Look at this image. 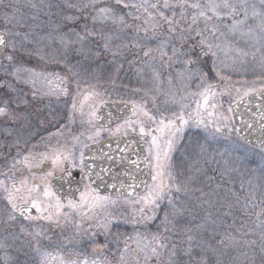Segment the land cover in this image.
<instances>
[{"label":"snow or ice","instance_id":"snow-or-ice-1","mask_svg":"<svg viewBox=\"0 0 264 264\" xmlns=\"http://www.w3.org/2000/svg\"><path fill=\"white\" fill-rule=\"evenodd\" d=\"M113 2L118 7L101 3V0H80L79 3L67 0L66 7L77 13H82L84 23L81 25L82 31H75L69 28L67 37L62 36L60 43L65 48L78 44L79 48L75 49V51L78 54L87 56L91 49L85 47L86 43L89 41V38L99 36L103 40L104 51H110L113 57L122 55L126 49L135 48L143 51V56L146 58L145 64L156 60L157 55H154L156 53L162 66L169 67L173 62H181L185 65L194 63L192 59L183 60L182 58L187 56L188 53L180 50L188 40L194 37L199 38L198 45H194V47L199 46L203 55L211 54L216 56L218 49L222 50L226 48L232 50L229 44V36L236 35L237 33L241 36L255 39L264 47V0H259V7L256 3H248V0H206L205 3H201L200 0H152V2L150 0H140L139 3L132 2V0H113ZM0 5H3L6 9L3 15L6 24L20 23L16 21L17 10L14 6L4 4V0H0ZM47 6L49 8L53 7L51 4ZM119 6L128 9V11H120ZM32 7L35 8L36 5L33 4ZM89 9L91 10L90 12L88 11ZM176 9H179V13H177ZM189 9L192 10L191 13H189ZM241 13L243 14V18L238 19L237 17ZM63 19L65 22L74 23L79 21L81 16L66 15ZM129 20L140 21V23H129ZM225 20H231V23L225 24ZM249 20L257 22L255 29L248 24ZM89 21H91L92 25H105L110 22L119 29L120 33H126L127 30L132 29L134 35L124 40L119 33H104L102 29L98 32L95 27L90 28L88 26ZM201 25L203 26L201 27ZM246 25L247 27L245 28ZM222 28H227L228 31H222ZM149 31H151V36H149ZM141 32H143V37L140 36ZM19 35V32H13L8 28L0 30V55L4 54V50L8 48H11L13 51L16 50L15 40L7 39L6 37ZM68 37H74V39ZM157 37H160V39L156 40L157 46L155 48L149 47L147 41L154 40ZM24 39H28L27 34H25ZM173 39L178 42L179 47L177 44L172 43ZM116 40H121L122 42L114 44L113 41ZM169 49L171 54H169ZM234 50L241 57H246L249 54L239 48ZM260 50L257 49V51ZM95 55L98 56L99 53L97 52ZM253 56L255 58L254 54ZM4 59L8 61L7 65H3L5 75H11L18 83L31 85L33 88V98L41 91L37 89L38 83L46 89V91H43V95H54L57 98L60 96L71 97V107L68 114L69 123H74L77 116H79L82 124L87 123L90 126L89 132L86 135L88 141L98 144L101 133L107 131L110 137L117 138V149L120 153L124 154L127 153L131 144L136 143L135 140L129 141V137L131 135H138L144 145L143 154L141 155L139 151H135L134 155L136 158L133 159L124 155L122 159H126L135 171L143 172L144 169H148L147 175L150 177V180L140 179L137 181V177L132 171H126L124 175L128 177L130 183H120L119 188L123 189V191L119 192L116 200L107 195H100L97 188L92 187V185L95 184L96 180L104 182L102 174L107 172L108 169L101 168L100 171L94 173L92 170L93 166L86 165L87 157L84 149L89 148V145L81 141L80 137L85 136V133L81 132L79 136H73L75 142L73 147L80 145L78 162L74 151L56 150L51 156L48 153H40L38 160L29 153L24 155L22 161L14 160L11 164V169H16L17 164L23 163L31 170L32 167H40L45 160H51L53 169L59 168L61 172H66L69 176H71L70 169L63 167L65 161L71 164L73 168L79 167L82 173L81 179L88 181L84 185L83 191L77 189L79 191V200L69 197L65 203L53 191L48 180L53 175L52 171L47 172L41 177H36L33 174L32 179H39L41 183H33L30 186L27 177L21 179L20 187H17L14 180L10 186L5 180H0V190L7 193L6 199L11 207L12 214L9 216V220H15V213L19 211L20 215L26 219H43L57 225H59L61 218L65 222H71V217L74 215L79 216L81 220L86 219L91 221L99 215L97 210L104 212L109 206H114L118 200L124 199L126 204L132 206L131 222L133 224H144L157 219L161 202L167 200L168 205L172 208V219L169 218V213L165 211L160 221L162 231L158 229L156 233H153L151 241L143 247L140 246L139 242L140 234H136L139 251L146 252L147 250V252H150V255H145V260L147 261L152 257H156L159 264V250L169 248L168 241L172 235L183 233L185 236L184 242L187 246L182 250V253L189 257L186 264H224L219 255H216L217 249L209 241L198 238L195 234L196 231L205 227L204 224L186 225L179 232L176 230L175 217L178 213L172 198L173 189L176 192L187 190L180 184L175 183V175L173 174L171 163V154L184 129L190 124L205 128L209 127V125H215L214 131L219 133L222 131L221 122H224L226 125L230 119V117L223 113L215 111L220 106L217 102V97L225 93L214 91V85L207 82L206 74L200 75V83L196 85V91L189 90L186 95L180 97L181 102L179 103L178 110L171 111L168 114L165 111L157 109V112L154 113L148 109L146 100L139 102L134 100L124 101L123 103L126 107L130 104V114L122 121H118L114 128H105L96 124V121L101 119L97 115L98 105L105 103L102 99L94 101L95 97L101 95L100 93L92 91L82 94L79 91V79H70L68 76H62L55 72H37L34 69L17 66L11 54L4 55ZM41 59L43 60L44 57H41ZM260 64L262 70H264V55L260 58ZM119 67H122V65H118L117 71H119ZM69 71H72L71 67H69ZM216 74L219 76V71ZM178 75L181 80L186 76L189 81H192L195 77V73L191 69H186V72L178 73ZM76 76H78V73H73V77ZM221 78L225 80L229 79L228 77ZM256 79L262 81L259 87H256L255 81H253L252 87H247L243 91L240 88L235 89L237 98L233 103L237 106L240 104L246 106L252 102L250 97L255 96L262 101L257 107H264V76H258ZM160 81V73L153 70V88L144 90V96H150L154 107L156 106L157 97L153 93L162 91ZM72 84H75L77 88L75 94L71 92ZM0 88L15 91L12 84L7 80L0 82ZM135 91H141V89H136ZM77 97L82 98L78 101ZM189 99H191V103L183 102ZM89 101L94 102L89 103ZM176 103L175 95L170 96L169 99L164 101L165 105H175ZM193 104L195 107L192 106ZM0 105H2L0 106V116H9L14 119L8 108L9 101L7 99L0 100ZM86 107L89 109L88 111H85ZM209 108L212 110L209 111ZM227 111L230 113L233 111L231 105H229ZM260 119L264 120V111L260 112ZM110 123L111 120H109ZM64 127L66 126H61V128ZM248 127H251V124ZM261 128L264 130V125H261ZM228 131L231 132L233 129L228 128ZM235 131L239 132V129H235ZM62 134L63 132L58 130L57 133L50 135ZM121 140L128 141V143H125L124 147H120ZM108 147L111 149V144ZM262 150H264V146H262ZM105 156L109 160L113 159L108 153H105ZM141 164L144 166L143 169L141 168ZM3 175L8 179H12V176H9L7 172L3 173ZM93 176L95 179H93ZM113 180H115V177H113ZM41 185H43L42 188ZM106 186L113 189L117 188L115 183L107 184ZM141 187L143 188V194L136 191ZM250 197L252 200H255V192H251ZM261 204H264V191H262L261 195ZM252 207L255 208L256 205L253 204ZM32 209H35L41 215L25 216V213H31ZM242 211L248 214L247 204L244 205ZM230 214V212L225 213V215ZM256 215L257 219L260 220L257 226L261 228L260 250L264 253V220L260 219L264 216V207ZM106 216L111 217L112 214L106 213ZM111 222L112 219H105L100 222L98 227L103 228L107 232ZM77 227L79 228V224H77ZM169 233L171 235H168ZM41 235L42 233L37 232L34 236L36 240L34 251L39 257L38 264H110L106 259L102 261L100 259L90 260L87 257L80 258L78 253L74 258L71 252L65 256L60 251H48L37 238ZM92 235L95 236L96 233ZM234 242V237L226 233L223 238L217 241V244L227 248ZM243 243L245 245H256L257 241L245 240ZM99 247L103 250L107 248V243ZM197 248L200 250L199 256L193 254L194 249ZM127 252L128 246L127 242H125V248L120 253V264H127L125 257V253ZM208 253H212L215 259L210 258ZM241 255L245 256L243 264H254V260H248L246 253H241ZM176 256L177 244L173 243L169 252L168 264H179V261L175 259ZM137 264H139V261H137ZM232 264H236V258H233ZM261 264H264V256L261 257Z\"/></svg>","mask_w":264,"mask_h":264},{"label":"rangeland","instance_id":"rangeland-1","mask_svg":"<svg viewBox=\"0 0 264 264\" xmlns=\"http://www.w3.org/2000/svg\"><path fill=\"white\" fill-rule=\"evenodd\" d=\"M248 3H256L259 7V0H248ZM239 17V19L243 18V14L241 13ZM16 21H19L20 23L19 25L14 24L16 29L12 31L19 32L18 27L20 30H24L19 32V36L6 38H15L16 48H19V50L15 52H12L13 50H11L8 53V50L11 49L8 48L4 55H13L14 63L17 66L34 69L37 72H55L62 76H68L70 79H79V91L82 94L92 91L101 94L100 96L95 97L94 101L102 99L105 103L111 101L124 102V100L112 98L111 88L107 85V82L100 78V74L94 75L90 73L84 76V74L78 70L77 65L71 63V59L53 58L42 60L41 57L43 56L41 55V52L37 51V48L41 46L39 44H44L46 46L47 44L39 41L40 39H38L31 31L32 28L27 29L23 27V25L21 26L23 21L20 20V16L16 17ZM3 22L5 24V21ZM256 23L257 22L252 20H249L248 22V24L254 29ZM202 26L203 25H201V27ZM246 27L247 25L245 28ZM223 31L227 32L228 29L224 28ZM25 34L28 35L27 40L24 39ZM69 38L74 39V37ZM229 44L231 45L232 50L226 48L222 50L218 49L216 51V56L212 55L211 59V70L215 73L219 86L213 82L211 83L206 76L208 83L215 84L214 91L225 93L224 95L217 97V102L220 106L215 111L230 117L229 121L226 125L224 122H221L222 131L219 133L214 131L215 125H209V127L205 128L203 126L190 124L184 129L183 134L176 142L175 148L171 154L172 171L175 175V183L180 184L183 188L187 189L186 191L181 192H176L175 189H173V204H175L178 213L175 220L176 224L179 225V219H181L184 212L188 210L186 218H188L187 223L190 224V220L193 219L195 215H199L196 214L198 212L197 209L203 208L201 210H204V208L208 207L209 209L214 210L213 213L215 214L216 219L218 218L214 222V225L215 223H220V226L222 225V227L228 230H234L236 233L240 231L246 232L247 234H250V240L257 241L260 240L261 228L257 226L259 225L260 220L257 219L256 213L264 207V204H261V195L262 191H264V153L247 147L239 140L233 127L230 112H228L227 109L237 98V93L235 91L236 88H240L241 91H243L247 87H252L253 81H255L256 87L260 86L262 81L257 80L256 78L258 76H264V70H262L260 64V58L264 55V47H262V44L258 43L255 39L241 36L238 33L229 36ZM47 47L63 48V50L71 48H65L60 42L53 47L49 45ZM236 48L249 54L246 57H241L234 50ZM181 49L184 51L185 46ZM257 49L261 50L257 51ZM184 52H187L188 56L192 54L190 49ZM16 53L19 54V56H17ZM253 54L255 55V58ZM200 59L199 56H196L195 61H199L200 63ZM158 60L159 58L157 57L156 63L155 60L149 63L150 69L148 73L151 78L149 89L153 88V70L157 71L159 64L161 63L160 60L158 63ZM2 61L0 68V82L7 80L15 89V91H11L7 88H2V91L0 92V100L7 99L9 101L8 108L10 112L13 108H24V106H31L32 111L40 106L44 108H63L65 106L70 109L71 97L60 96L57 98L54 95H43L42 93L43 91H46V89L39 83L37 84V89H40L41 91L35 98H33L32 86L18 83L11 75L6 76L3 65H7L8 61L4 59V56ZM143 62L139 64H142ZM69 67L72 68L71 72L69 71ZM142 67L143 66L140 65L141 69ZM186 69H191V65H181V67L177 68L175 74H173V68L171 66H162L161 64L160 71L162 72L160 73V87L162 91L153 93L157 97L156 105L164 104V101L169 99L172 95H175L177 100L175 105L164 104L162 109L158 106L154 107L150 96H148L149 98L147 96H142V98L138 97L141 94L144 95V92L139 94L140 91H136V95H138L137 100L131 99L127 101L134 100L139 102L141 100H146L148 109L154 113L157 112V109L165 111L168 114H170L171 111L178 110L179 103L181 102L180 97L186 95L189 90L196 91V85L200 83V75H198V71L197 74L196 71L194 72L196 75L192 81H189L186 76L181 80L178 73L186 72ZM217 71L220 73L219 76L216 74ZM73 73H78V76L73 77ZM221 77H228L229 79L225 80ZM245 81H247V83H245ZM73 87H75V84L71 85V92L75 94L77 88ZM81 98L82 97H77V100L79 101ZM94 101H89V103H93ZM183 102L191 103V99ZM99 106L100 105H98V107ZM192 106L195 107L194 104ZM88 110L89 109L86 107L85 111ZM211 110L212 109L209 108V111ZM12 116L14 119L16 116L20 117V115L14 114H12ZM37 116L39 115H32L30 113L31 129H33ZM7 118L9 120L8 123H6ZM14 119L9 116H0V133L3 137L7 138L5 136V134H8L7 128L15 123ZM55 120L57 119L52 118V121ZM68 125L72 130L65 134V138L62 139L58 135L60 140L58 144L62 145V147L55 148L52 152L56 150H68L71 148L72 143L74 145L75 142L72 134L76 126L78 129V136L81 132L85 133V136L80 137L81 141L87 144L92 143V141L86 139L90 126L87 123L82 124L79 116L75 118L74 123H68ZM228 128H232L233 131L229 132ZM62 129L60 128L59 130ZM193 133L198 137L195 136L193 139L188 140L186 137ZM107 136H109L108 132L104 131L101 133L99 140ZM68 137L71 141H66ZM17 144H21V140H19ZM74 148L79 153L80 145H76ZM1 155L2 153H0V158H2ZM23 155L24 152L19 155L15 153V155H12L14 158L9 159V161L0 160V173L7 172L9 173V176H12V179H8L4 175H0V180H5L9 186L14 180L17 187H20L21 178L25 177L28 178L29 186L32 185L39 179L33 180L28 172L31 170H41L45 165H48V163H44L45 160L40 167H32L31 170H29V168L23 163L17 164L16 169H11V164L14 160L22 161ZM36 159L38 160L39 157H36ZM59 170V168H56L48 171L57 172ZM21 174H24V176ZM0 192L7 196V193L3 190H0ZM251 192H255V200H252L250 197ZM245 204L248 205V214H245V212L242 211ZM253 204L256 205L255 208L252 207ZM193 209H195L194 211L196 213H194ZM165 211L169 213V218L172 219V208L168 205L167 200L161 202V207L158 210V217L155 221L144 224H133L131 222L132 206L126 204L124 200H118L114 206H109L104 212L97 210L99 215L94 217L91 221L86 219L81 220L79 216L74 215L71 217V222H65L64 219L61 218L59 225L53 222L48 223L49 228L54 233H57V235L50 236V234L47 233V236L43 235L38 237V239L44 238L43 241L40 242L48 251H60L65 256L71 252L74 258L78 253L80 258L87 257L90 260L100 259L102 261L106 259L110 264H120V253L125 248V242H127L128 252L125 253L127 264H137V261H139V264H158L156 257H152L147 261L145 260V255H150V252H147V250L146 252L139 251L136 234H140V246L143 247L147 245L149 241H151L153 233H156L158 229L162 231V228H160V221L163 218ZM228 212L231 214L225 215V213ZM106 213H111L112 216L107 217ZM199 213H201V211H199ZM105 219H112L107 232L103 228L98 227L100 222ZM260 219L264 220V216ZM8 220L9 216H4L3 219L0 215V264H38L39 257L34 251V245L36 243L34 237H31L28 241L26 239L29 243L20 245L15 249L18 250V254H16L17 256H12L13 252L10 251L13 248L10 249L9 247L10 241L7 233V229H9V226L7 225ZM218 220H220L219 223ZM34 221L40 223L33 222L30 224L40 226L43 222H47V220ZM3 222L6 224H3ZM204 222L207 223V220H204ZM77 224H79V228L77 227ZM217 232H219V230H217ZM93 233H96V235L93 236ZM168 235L171 234L169 233ZM234 239L236 238L234 237ZM184 241V234L172 235L171 239L168 241L169 248L159 250V264H168L169 252L171 251L173 243L177 244V256L175 259L180 262V256L184 258L183 254H179L180 250L184 247L182 246L184 245ZM106 243L107 248L101 250L99 246ZM257 244L251 246L252 252L250 251V253L252 256L249 254L251 258L248 260H254V264H261V250L260 245ZM196 253H200L199 249ZM208 256L210 257V253H208ZM240 263L242 262L240 261Z\"/></svg>","mask_w":264,"mask_h":264},{"label":"trees","instance_id":"trees-1","mask_svg":"<svg viewBox=\"0 0 264 264\" xmlns=\"http://www.w3.org/2000/svg\"><path fill=\"white\" fill-rule=\"evenodd\" d=\"M73 3H79L80 0H72ZM132 2L139 3L140 0H132ZM152 2V0H150ZM201 3H205V0H200ZM67 0H4V4H11L15 7L16 11V17L20 16V20H22L23 27L27 29L32 28V32L34 35L37 36L38 39H40V42H43L47 44V46L53 47L54 45L58 44L60 42V37L66 36L69 28L74 29L75 31H82L81 25L84 23L83 20V14L77 13L72 9H69L66 7ZM101 3H106L109 6L112 7H118L114 4L113 0H101ZM35 4L36 7L33 8L32 5ZM53 5V7L49 8L47 5ZM119 10L122 12H127L128 9L122 8V6H119ZM6 9L3 7V5H0V30H3L5 28L10 29L11 31L16 29L14 27V23L4 24L3 15ZM91 11L90 9L88 10ZM133 11H135L133 9ZM177 13H179V9H176ZM191 9H189V13H191ZM11 14V13H10ZM66 15H78L81 16V19L79 21H76L74 23L72 22H65L64 17ZM34 18V19H33ZM240 18L239 16L237 17ZM231 20H225V24H229ZM129 23H135L139 24L140 21H132L129 20ZM17 25V24H16ZM19 25V24H18ZM88 26L90 28L95 27L98 32L103 30L104 33H119L124 40H127L128 37L131 35H134V32L132 29L127 30L126 33H120L119 29L116 26H113L110 22L105 25H92L91 21L88 22ZM18 27V26H17ZM19 32H22V30L19 29ZM224 28H222V31ZM24 32V31H23ZM22 34V33H21ZM166 35V33H165ZM207 35V33H205ZM140 36L143 37V32L140 33ZM149 36H151V31H149ZM69 38V37H68ZM160 39V37H157L154 40L147 41V44L149 47L155 48L157 46L156 40ZM15 40V38H14ZM198 37H194L193 39L188 40L183 46H185L184 51L190 49L191 55L190 56H184L183 60L192 59L193 61L196 60V56H199V61H195L191 64V70L193 72L198 71V75L206 74L210 82L217 84L219 86V82H217V79L215 77V73L211 70V59L212 55H203L201 52V48L198 45ZM121 40L113 41L114 44L121 43ZM142 42H144L142 40ZM172 43L177 44L178 42L173 39ZM37 48V51L41 52V55L44 57V59H53V58H67L71 59L72 64H76L78 70H80L81 73L84 74H100V78H102L103 81L107 82V85L111 88L112 98L114 99H121V100H137L136 95V89H141L140 93L144 92V90L149 89V83H151V78L149 77V69H150V62L148 64H145L143 60L145 61V57L143 56V51H140L135 48L126 49L123 51L122 55H116L113 57L112 53L110 51L106 52L103 49V40L97 36L89 38V41L86 43V48L91 49V51L88 53L87 56L78 54L75 49L79 48V45H73L71 48L64 49L63 48H48L44 44H39ZM12 49L8 50V53ZM19 48H16L15 51H18ZM183 51L182 49H180ZM206 50V49H205ZM12 51V52H15ZM99 53V55H95V53ZM138 53V54H137ZM17 54V53H16ZM169 54H171L169 49ZM154 55L158 54L154 53ZM19 56V54H17ZM131 62V63H130ZM143 62L142 64H139ZM156 63V60H155ZM159 63V60H158ZM118 65H122V67H119V71H117ZM140 65L143 66L142 69L140 68ZM181 65H184V63L181 62H173L171 64V67L173 68V74H175V71L178 67H181ZM156 69V68H155ZM161 63L159 64V68L156 72L161 73ZM195 74V75H196ZM163 76V75H161ZM112 81V83H111ZM214 84V85H215ZM144 95H140L138 97L142 98ZM145 97V96H144ZM148 97V96H147ZM149 98V97H148ZM160 109H162L164 104H157ZM198 137L196 134L188 135L186 138L188 140L193 139L194 137ZM203 209V208H201ZM197 209V213L194 211V213L199 214L195 215L193 219L190 220V224L187 223L188 218H186V215H188V210H186L181 217L179 225H177V231L184 226H192L195 224H204L205 227L203 229H200L199 231H196L195 234L198 238H203L207 241H209L216 249L217 253L216 255L220 254V259L224 262V264H232L233 258H236V264H243L245 261V256L241 255V253H246L248 259L251 257L250 251L252 252L251 246L252 245H245L243 241L250 240L249 235L246 234V232H238L236 233L234 230H228L222 225L220 226V220H218V223L214 222L218 219H216L215 214L213 213V209L204 208V210ZM201 211V213H199ZM204 220H207V223L204 222ZM211 223V224H209ZM214 225V226H213ZM219 228V229H218ZM221 228V229H220ZM219 230V232H217ZM228 233L232 237H235L234 243L230 247L225 248L222 245L217 244V241L224 237V235ZM183 234V233H180ZM259 240H257L258 243ZM184 246L179 254H183L182 250L187 246L185 242H183ZM226 243H228L226 241ZM259 245V243L257 244ZM197 249H194L193 254L196 256H199L200 253H196ZM200 251V250H199ZM222 255V256H221ZM180 256V262L179 264H186V262L189 260V257L187 255ZM252 256V255H251ZM264 256V253L261 252V257ZM210 257L212 259H215V256H213L212 253H210ZM240 261L242 263H240Z\"/></svg>","mask_w":264,"mask_h":264},{"label":"flooded vegetation","instance_id":"flooded-vegetation-1","mask_svg":"<svg viewBox=\"0 0 264 264\" xmlns=\"http://www.w3.org/2000/svg\"><path fill=\"white\" fill-rule=\"evenodd\" d=\"M1 91H2V88H0V92ZM31 108H32L31 106L30 107L24 106V108H13L11 110L12 114L20 115V117L16 116L14 119L15 123H13L11 127L7 128L8 134H5L7 138L3 137V135H1L0 133V142H1L0 143V153H2L1 155L2 158H0V160L9 161V159L14 158V156L12 155H15V153L21 154L23 152H24V155L31 153L34 157H39L40 153H48L51 156L53 153L52 152L53 149L59 148L60 146L62 147V145L58 144L60 142L58 135H50V134L57 133V131L61 128V126L65 125L66 127H64L63 129L61 128L62 129L61 131L63 132V134L59 135L60 138L64 139L65 134H67L68 132L72 130L70 126L68 125L69 123L68 114H69L70 109H68L65 106L63 108H60V107L44 108L40 106L36 109H33L32 111ZM30 113L32 115H39L37 116V120H35L34 122L33 129L30 128V125H31ZM52 118L57 119V120L52 121ZM6 121H7L6 123L9 122L8 118L6 119ZM77 121H78V118H77ZM114 127L115 125L112 126L111 128H114ZM72 136H78L77 126L73 130ZM108 137L110 136L104 137L103 139H106ZM103 139H100L99 142L102 141ZM19 140H21V144H17ZM66 141H71V139L68 137ZM92 144L94 143H91L88 145L90 146ZM72 146H73V143L71 144V148L68 150H72L75 152V155L77 157V162H78L79 153L74 147L72 148ZM44 163L46 164L48 163V165H45L43 169L29 171L28 174L30 175V177H32L33 174H35L36 177L44 176L47 172H49L48 170L53 169L51 160H46ZM63 167L70 169L71 176H69L68 173L66 172H61L60 170L57 172L52 171L53 175L48 178L51 184V187L53 191H55L56 194L60 196L65 203L67 202V199L69 197L75 200H79V191H77V189H79L80 191H83L84 185L87 184L88 181L81 179L82 173L79 167L73 168L72 165L69 164L67 161H65ZM0 175H3V173H0ZM22 176H24V174ZM148 180H150V177ZM35 183L40 184L41 181L38 180ZM42 187L43 185H41V188ZM112 199L116 200L117 198H112ZM120 200H124V199H120ZM11 214H12L11 207L7 202L6 196L1 194L0 192V215L4 219V216L5 217L10 216ZM28 215L40 216L41 213H38L35 209H32L31 213H25V216H28ZM15 216H16L15 220L7 221V225L9 226V229H7L8 231L7 233H8V237L10 241L9 247L10 249L13 248L10 251V252H13L12 256L18 254V250H15V249H17L20 245H23L24 243L28 244L29 242L27 241L30 240L31 237H34L37 232L42 233L41 236L43 235L47 236L48 234H50V236L57 235V233H54L49 228L48 223H51V222H48V221L46 223L43 222L44 225L41 224L40 226H38V225H32L30 223H33V222L40 223V222L22 217L19 211L15 213ZM35 220L46 221L43 219H35ZM3 224H6V223L3 222ZM43 239L44 238H41L39 240L43 241Z\"/></svg>","mask_w":264,"mask_h":264},{"label":"water","instance_id":"water-1","mask_svg":"<svg viewBox=\"0 0 264 264\" xmlns=\"http://www.w3.org/2000/svg\"><path fill=\"white\" fill-rule=\"evenodd\" d=\"M5 51L6 49L4 53ZM3 56L4 54L0 55V65ZM250 99L252 102L246 106L244 104L237 106L235 103L231 105L233 108V111L230 113L232 123L234 129H239V132L236 131V134L244 144L264 153V150H262V146H264V130L261 128V125H264V120L260 119V112L264 111V107H257L258 104L262 103L259 98L253 96ZM129 114L130 104L126 107L123 102H106L98 107L97 115L101 119L96 121V124L105 128L112 127ZM109 120H111L110 124ZM249 124H251V127H248ZM130 140H135L136 143L131 144L127 153L124 154L120 153L117 149L116 137H108L98 144H92L89 148H85L84 152L87 157L86 165H92L94 173L100 171L101 168L108 169L107 172L102 174L104 176V182L96 180L95 184L92 185V187L97 188L100 194L117 198L119 192L123 191V189L119 188L120 183H130L128 177L124 175L126 171H132L136 175L137 181L140 179L148 180V169H144L143 172L135 171L126 159H122L124 155L133 159L136 158L134 155L135 151H139L141 155L143 154L144 145L140 141L139 136L131 135L129 137ZM125 143H128V141L121 140L120 147H124ZM109 144H111V149L108 147ZM105 153L111 155L113 159L109 160L105 156ZM141 168H144L143 164H141ZM113 177H115V180H113ZM93 179H95L94 176ZM112 183L117 185L116 189L106 186ZM136 191L143 193V188H138Z\"/></svg>","mask_w":264,"mask_h":264}]
</instances>
